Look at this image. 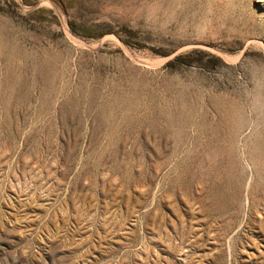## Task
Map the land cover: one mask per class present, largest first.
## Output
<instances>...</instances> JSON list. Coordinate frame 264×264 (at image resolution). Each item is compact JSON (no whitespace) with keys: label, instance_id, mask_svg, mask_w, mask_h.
<instances>
[{"label":"rangeland","instance_id":"obj_1","mask_svg":"<svg viewBox=\"0 0 264 264\" xmlns=\"http://www.w3.org/2000/svg\"><path fill=\"white\" fill-rule=\"evenodd\" d=\"M0 264H264V0H0Z\"/></svg>","mask_w":264,"mask_h":264}]
</instances>
